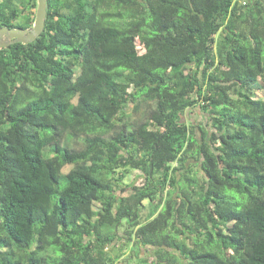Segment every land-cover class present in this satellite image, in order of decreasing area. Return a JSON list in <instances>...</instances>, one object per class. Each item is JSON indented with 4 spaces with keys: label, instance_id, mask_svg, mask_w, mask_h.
<instances>
[{
    "label": "trees",
    "instance_id": "obj_1",
    "mask_svg": "<svg viewBox=\"0 0 264 264\" xmlns=\"http://www.w3.org/2000/svg\"><path fill=\"white\" fill-rule=\"evenodd\" d=\"M36 8L0 0V29ZM125 250L264 264V0H46L36 40L0 48V264Z\"/></svg>",
    "mask_w": 264,
    "mask_h": 264
},
{
    "label": "rangeland",
    "instance_id": "obj_2",
    "mask_svg": "<svg viewBox=\"0 0 264 264\" xmlns=\"http://www.w3.org/2000/svg\"><path fill=\"white\" fill-rule=\"evenodd\" d=\"M242 1V0H241ZM152 104L146 103L143 101H139L135 105H129V108L126 110V113L123 117V121L128 123H139L141 121H144L149 113V111L152 108ZM184 119L187 121L193 123L194 125H204L207 124V116H204L198 109H193L188 111L185 114ZM71 168V166H67L65 168V172L68 171ZM129 181L135 183L136 185H139L143 179L139 172H133L131 176L129 177ZM126 193H123L122 196H124ZM120 236H124L123 232H119ZM124 259H122L120 264H125V259L129 257V251L125 250L124 252ZM143 256V255H142ZM133 260L131 258L128 259V264H135L132 262ZM136 261V260H135Z\"/></svg>",
    "mask_w": 264,
    "mask_h": 264
},
{
    "label": "water",
    "instance_id": "obj_3",
    "mask_svg": "<svg viewBox=\"0 0 264 264\" xmlns=\"http://www.w3.org/2000/svg\"><path fill=\"white\" fill-rule=\"evenodd\" d=\"M46 16V0H37V8L33 26L31 29L1 28L0 48L14 43L30 44L42 33Z\"/></svg>",
    "mask_w": 264,
    "mask_h": 264
}]
</instances>
